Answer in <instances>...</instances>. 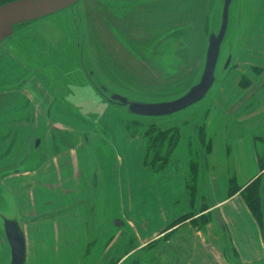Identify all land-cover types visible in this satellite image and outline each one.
<instances>
[{
	"label": "rangeland",
	"instance_id": "rangeland-1",
	"mask_svg": "<svg viewBox=\"0 0 264 264\" xmlns=\"http://www.w3.org/2000/svg\"><path fill=\"white\" fill-rule=\"evenodd\" d=\"M157 1L80 0L64 11L16 27L14 34L1 44L0 86H11L0 89V97L2 93H9L5 96L9 99L0 105V158L3 156L1 151H5L4 146L9 142L1 135L9 129L15 131L20 140V161L26 160L25 157L28 161L21 165L24 170L22 175L11 177L7 175L12 173L8 170L11 166L6 161L8 158L0 159V172L3 173V179H0V264H9L10 260L3 227L5 220L16 221L23 231L24 228L30 230L31 215L27 207L33 205V209L37 204L43 208L42 215L48 210L55 218L60 215L53 209L58 211L64 204L61 191L50 186H36L50 178L47 169L40 168L46 158L69 157L64 164V175L60 176H64V192H68L66 199L71 200L73 192H82L85 201L90 199L88 192H119L118 188L130 186L125 181L130 170L138 177L133 183L138 189L132 192L156 193L161 185L158 182L160 175L145 163L148 139L143 127L154 125L162 130L183 127L185 132V129H191L195 123L202 121L204 115H208L206 112L211 108L219 84L227 77L225 68L228 59L234 56L228 67L231 68L235 65L237 48L247 39V27L239 25L237 29L236 23L239 14L247 13L251 18L253 0L232 2L216 81L203 101L179 113L152 119L133 116L127 108L112 105L108 97L105 99L100 95L103 93L100 87H104L110 94L120 93L133 101H172L186 94L202 74L209 38L220 31L224 0H165V11L172 9L174 1L181 3L182 12L176 17L182 16L181 22L185 25L175 30L174 37L148 38L145 36H150L149 29L139 26L133 32L127 28L128 25L129 28L135 25L130 20L150 16L151 4ZM193 1L208 2L201 23L190 24L184 15ZM159 3L161 6L162 1ZM116 17L128 20L125 19L123 25L114 26L110 20ZM123 27L129 32L128 36L120 33L125 31ZM33 78L51 91L47 95L49 101L46 102L39 91H34L37 94L35 101L23 97V94L19 95V99L11 98L10 95L13 96L16 91L22 93L19 88L28 83L25 80ZM49 108L51 111L47 117L45 113ZM195 116L198 117L193 123ZM62 125L64 133L61 131ZM55 130L57 133H53ZM228 134L229 145L225 152L232 156L231 130ZM203 135L202 131H196L188 132L183 137L186 144L183 142L177 150L180 161L174 165V173L181 165L188 173L191 165L188 158L193 159L190 153H197V142L198 145L199 141L204 143ZM37 141L41 142L39 147ZM75 142L81 144L78 146ZM190 144L192 149L187 147ZM49 147L52 148L50 151ZM237 147L242 152V148ZM15 150L11 148L9 151L11 156ZM148 155L151 156L150 153ZM36 166L39 170H36ZM229 169L233 177L236 174L235 166L230 164ZM36 171L39 179H28V172ZM96 178L100 183L106 180L108 187L97 183ZM261 183L256 181L252 184H257V192H263V186L259 187ZM252 185L245 192H250ZM37 192L41 193L38 195ZM148 207L150 211L155 209L152 202ZM143 256L152 260L153 253L146 250ZM138 257L141 258V255Z\"/></svg>",
	"mask_w": 264,
	"mask_h": 264
},
{
	"label": "crops",
	"instance_id": "crops-1",
	"mask_svg": "<svg viewBox=\"0 0 264 264\" xmlns=\"http://www.w3.org/2000/svg\"><path fill=\"white\" fill-rule=\"evenodd\" d=\"M174 3L171 10L165 11V0L154 2L150 16L146 15V19L138 17L137 22L130 20L135 25L132 28L128 25L127 28L133 32L139 26L149 29L150 36H145L148 38L174 37L175 30L185 25L181 22L182 16L176 17L182 12L181 3ZM252 7L251 18L247 13L239 14L237 29L239 25H245L247 39L237 48L235 65L225 68L227 77L220 82L211 108L206 112L208 115L185 132L183 127L166 129H179L181 137L162 169L154 167L148 152L144 157L145 163L160 175L159 192H132L138 189L137 185H133L138 177L130 170L125 178L130 186L118 188L119 192H88L90 199L87 201L82 192H73L71 200L66 199L68 192H64V176H60L64 175V164L69 157L53 156V160L46 158L43 161L40 168L47 169L50 178L36 186L58 189L64 196V204L58 211L53 209V212L60 213L58 218L49 213L50 210L42 215L43 208L38 204L33 209V205L27 207L31 215V229L26 231L24 228V264L264 262V0H253ZM207 9L208 2H194L188 5L184 15L190 24L201 23ZM125 19L116 17L110 23L123 25ZM124 29L120 33L128 36L129 32ZM197 117H194L193 123ZM206 118L207 121H204ZM228 129L233 140L230 144L233 145L232 156L225 152L229 145ZM196 131L203 132L204 143L199 141L198 145L197 142V153H190L193 159L188 158L191 163L188 173L182 165L177 166L174 173L173 167L180 161L177 150L185 143L183 137ZM18 142L14 145L9 140L4 148H19L20 153L22 147L20 140ZM36 144L39 147L41 142ZM74 144L79 146L81 143ZM187 147L192 149L191 144ZM16 150L12 156L9 152L0 159H13ZM24 159L23 162L13 161L12 164L18 165L19 169L10 174L7 172V175H22L24 170L21 165L28 161V158ZM230 164L235 166L233 177ZM37 175V171L28 172V179L37 180ZM256 181H262L259 187L263 186V192H259L260 210L254 211L244 192ZM96 182L100 183L99 178ZM101 183L108 187L106 180ZM233 187L238 191L230 194ZM40 193L37 192L38 195ZM150 202L155 205L153 211L149 210ZM146 250L153 253L152 260L143 256Z\"/></svg>",
	"mask_w": 264,
	"mask_h": 264
},
{
	"label": "water",
	"instance_id": "water-1",
	"mask_svg": "<svg viewBox=\"0 0 264 264\" xmlns=\"http://www.w3.org/2000/svg\"><path fill=\"white\" fill-rule=\"evenodd\" d=\"M80 0H17L0 6V46L15 31V28L30 22L47 18L64 11ZM233 0H224V9L220 31L209 38L206 61L200 80L192 86L186 94L178 99L165 102H139L129 100L120 95H114L112 102L136 117L161 118L184 111L203 101L216 81V69L221 55V48L225 41L229 21L230 8ZM228 59L226 68L229 67ZM122 226V223L117 222ZM4 234L10 248V264H24L26 259V238L22 227L12 220H5Z\"/></svg>",
	"mask_w": 264,
	"mask_h": 264
},
{
	"label": "trees",
	"instance_id": "trees-1",
	"mask_svg": "<svg viewBox=\"0 0 264 264\" xmlns=\"http://www.w3.org/2000/svg\"><path fill=\"white\" fill-rule=\"evenodd\" d=\"M0 6L6 4L8 2L16 1V0H0ZM22 26V25H20ZM18 26V27H20ZM145 132V136L149 141L148 145V155L152 159V163L154 167L157 169H162L169 161V156L174 150L180 139L179 129L172 130H161L157 126L147 125L143 127ZM153 132V134H152ZM153 150H155L153 155ZM257 184L252 185L250 187L251 191L245 193L244 196L246 201L249 203L250 207L256 211L260 210V196L259 192H257ZM238 191V188L233 187L230 190V194H234Z\"/></svg>",
	"mask_w": 264,
	"mask_h": 264
},
{
	"label": "flooded vegetation",
	"instance_id": "flooded-vegetation-1",
	"mask_svg": "<svg viewBox=\"0 0 264 264\" xmlns=\"http://www.w3.org/2000/svg\"><path fill=\"white\" fill-rule=\"evenodd\" d=\"M122 47H124V46H122ZM33 79H35L33 82H32V80ZM32 80H25V83L26 82H28V83H26L24 86H23V88H19V89H21V92L22 93H20V91H16V92H14V94H13V96L12 95H10L11 96V98L12 99H19V95L20 94H23L24 96L23 97H25V98H27V99H32L33 98V101H35V98H37V94H36V92H34V91H39V92H41V94H42V98L44 97L45 99H46V102L47 101H49V99H48V93L49 92H51V91H48L47 90V86L45 85V84H43V83H40L39 82V80L37 79L36 80V78H33ZM32 83H31V82ZM97 82V86H99L100 84H99V82L98 81H96ZM95 82V83H96ZM17 83V82H16ZM11 86V85H10ZM10 86H7V85H5V84H2L1 86H0V89L1 90H4L5 88H8V87H10ZM100 89L101 90H103L102 92L103 93H101L100 95H103V97L105 98V99H107V97H108V99H109V102H110V104H112V105H115V106H118L117 104L118 103H116V102H112L111 101V99H112V97L114 96V95H120V96H123V97H126V98H128L129 100H131L129 97H127V96H125V95H122V94H120V93H117V94H110V93H108V90H105L104 89V87L102 88V87H100ZM22 90H24V92L22 91ZM19 92V93H18ZM9 93H6V94H4V93H2L1 94V96L2 97H0V105L2 106V105H4V103H5V101H7L9 98H6L5 96L6 95H8ZM4 99V100H3ZM22 99V98H21ZM3 101V102H2ZM18 101H20V100H18ZM41 101H44L45 102V100L44 99H41ZM28 103L29 104H31L29 101H28ZM35 105V104H34ZM42 103H40V106L42 107ZM50 108L47 110V112L45 113L46 114V116L48 117V115H49V113H50ZM42 112H43V110H42ZM51 115V114H50ZM38 117H40V114H38ZM15 130V129H14ZM1 137H2V139H9V140H11V142L15 145V143H17L18 141H19V139H18V136H17V133H15V131H13L12 132V130H9V129H7V132L6 133H2V135H1ZM19 143V142H18ZM11 146V145H10ZM9 151H11V149H10V147L9 148H5V151H1V154L3 155V157H5L8 153H9ZM19 156H20V153H19V148L16 150V154L14 155V158L13 159H11L10 157L8 158V161L7 162H9L8 164H10L11 166L8 168V170L9 171H13V170H15L16 169V167H17V169H18V165H14V164H12L13 163V161L14 162H16V160H18V162H19V160H20V158H19ZM6 162V163H7ZM0 179H3V173L2 172H0ZM3 227H4V225H3Z\"/></svg>",
	"mask_w": 264,
	"mask_h": 264
},
{
	"label": "bare ground",
	"instance_id": "bare-ground-1",
	"mask_svg": "<svg viewBox=\"0 0 264 264\" xmlns=\"http://www.w3.org/2000/svg\"><path fill=\"white\" fill-rule=\"evenodd\" d=\"M203 70H204V68H203ZM203 70H202V73H203ZM201 75H202V74H201ZM201 75L197 78V81H196V82H198V81L200 80ZM196 82H195V84H196ZM9 249H10V248H9ZM10 261H11V257H10V260H9V264H10Z\"/></svg>",
	"mask_w": 264,
	"mask_h": 264
}]
</instances>
